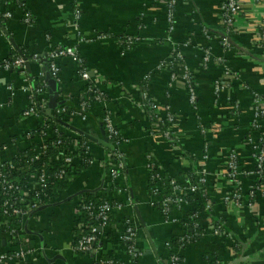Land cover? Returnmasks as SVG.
<instances>
[{
	"label": "crops",
	"instance_id": "0c3cea01",
	"mask_svg": "<svg viewBox=\"0 0 264 264\" xmlns=\"http://www.w3.org/2000/svg\"><path fill=\"white\" fill-rule=\"evenodd\" d=\"M6 2L0 9L10 17L0 23V61L18 56L28 66L21 71L0 69V167L30 147L44 145L53 138L54 129L75 139L72 152L79 149L78 135H88L86 149L91 158L89 166L75 176L69 173L68 188L59 191L46 208L18 221L15 234L0 225V252L13 253L23 243L39 251L34 264H92L102 255L116 264H168L172 255L180 257L178 264H264V181L252 211L223 203L229 190L224 175L231 153L238 156L245 195L259 183L253 155L264 156V117L258 131L250 123L253 97L264 100V42L258 38L264 27V0H241L229 52L220 44L224 33L217 18L222 0H179L171 30L165 5L152 0ZM99 35L104 37L98 39ZM126 37L134 39L130 46ZM60 47L74 48L80 65L71 57L51 59ZM172 49L180 54L179 74L174 72L175 61L170 68L163 67L171 60ZM49 63L56 66V77L49 72ZM183 67L194 79V105L182 80ZM43 68L55 81L54 90ZM82 68L89 73L88 80L82 79ZM218 82L223 89L217 94ZM86 84L97 87L105 98L89 103L81 115L78 110ZM40 86L39 101L45 105L46 116L67 111L63 125L52 127L38 113L23 115ZM144 91L155 113L145 111ZM54 93L57 107L49 111ZM63 103L72 110L58 108ZM166 109L176 117L174 144L157 132ZM106 116L117 138L110 139L105 130ZM104 136L112 150L99 144ZM114 152L120 155L123 168L109 181L106 171ZM197 162L207 173L204 189L213 211L201 219L203 237L172 248V240L181 242L185 236L180 221L190 218V207L186 202L171 203L164 214L155 206L172 195L169 181L188 175ZM80 164L75 157L73 165ZM85 192L115 205L109 228L99 231V250L87 255L76 254L72 248L79 217L76 206ZM7 221L0 217L1 224ZM127 226L136 232V257L127 253L119 239ZM213 227L230 237L214 236Z\"/></svg>",
	"mask_w": 264,
	"mask_h": 264
},
{
	"label": "built area",
	"instance_id": "2783aa9c",
	"mask_svg": "<svg viewBox=\"0 0 264 264\" xmlns=\"http://www.w3.org/2000/svg\"><path fill=\"white\" fill-rule=\"evenodd\" d=\"M75 2L77 0H74ZM156 3H162L165 5V13H166V21L169 26V29L171 30L173 28V18L174 13L177 7V4L179 0H152ZM7 4L6 0H0V8L1 6ZM241 11V0H222L220 6H219V14H218V24L223 29L224 36L220 38V44L224 51L229 52L231 49V45L229 43L230 36L235 33V21L237 17L239 16ZM78 11H76V19H78ZM10 17L9 13L2 12L0 9V20H5ZM260 35L259 40L264 42V27L260 28V31L258 32ZM104 35H99L98 39L103 38ZM126 42L130 46L134 39L130 37H126ZM172 56L170 61H166L167 65L165 66H171L173 64V61L181 60L180 54L175 50L172 49ZM60 57H71L75 59L79 65L80 60L76 56V51L74 48H58L56 49L51 55V59L60 58ZM33 59H37L34 57ZM209 60V54L207 51L204 53L203 62L206 63ZM28 61L25 60L22 57H12L9 60L0 61V69L3 70H9V69H16V70H24L25 65ZM49 72L53 77L57 76V68L53 63H49ZM170 68V67H169ZM229 72V70H227ZM227 72V73H228ZM172 77H174L173 74H171ZM81 77L84 80L89 79V73L85 69H81ZM182 80L186 85L188 96H189V102L194 105L196 104V93H195V83L194 79L192 77L191 72L189 69L183 67V76ZM97 88V87H96ZM92 88L93 93L95 94V100L100 101L103 99L102 91H100L98 88ZM223 87L220 85V83L215 84V92L218 94ZM91 90V88L89 89ZM41 92V89L33 93L32 100L29 104V108L23 113L24 116L33 115L38 113V107L44 108L45 105L42 101L40 103H37L38 99L36 97ZM143 102L145 105V111L153 112L154 105L150 98L148 97V94L144 91L141 93ZM85 108H87L84 104H82L81 108L78 110V114H83L85 111ZM229 108L236 110L235 104L229 106ZM230 109V110H231ZM234 111H231L232 113ZM252 111H253V120L250 123V128L253 130H259L260 128V122L259 120L264 117V100L258 96L255 95L253 97L252 101ZM64 112V110L58 111V115H61ZM155 113V110H154ZM176 117L172 112H170L168 109H166L165 117L162 121L158 122L161 124L162 129L160 130V134L162 135V138L167 142L174 144L175 143V132L173 131L172 126L175 125ZM104 124H105V130L109 136L110 139H113L114 137H118V134L116 130L113 128L111 124V120L108 116L104 118ZM204 131V130H203ZM202 131V132H203ZM43 148H45V145H42ZM74 157H66L63 160V164L65 167L70 166L73 161ZM255 159V172L254 174L258 176L259 183L250 189H248L246 195L242 191L241 183H240V175L241 172L239 171V165H238V156L236 153H231L228 156L227 165H226V173L224 175L225 180L229 184V190L228 193L224 196L223 203L225 205H234V207L237 208H247V210H252L254 203H255V197L257 193H262V188L260 186V181H264V156L260 154H254L253 155ZM78 158V157H77ZM205 160L204 158L202 159ZM109 174L106 175L107 179L109 181H114L116 177L119 174V171L122 170L123 164L120 160V155L118 152L113 153L112 157L109 161ZM4 168H9L11 170L13 166L10 163L4 164L0 167V217L9 220L11 217H16L19 219V222H22L24 218L28 216L32 211L37 210L39 207L43 206L42 202L39 200V195L43 189H45V177L43 170L36 171V173L33 174V176H30L28 179V186L26 188L25 194L26 195H20L19 191L21 190L20 187L12 180L11 174L9 171L4 170ZM191 175H193L196 179V185H190L186 183H180L175 179H171L169 181V186L172 189V195L168 198H165L161 203V210L164 214L168 211V206L171 203L176 204L177 206H180L182 203L185 202L183 195L186 193L194 192L198 187L205 188L207 185V173L204 171V168L202 166L201 162H197L193 168L190 170ZM253 172H250L251 175ZM67 171L65 169H62L58 172L57 176L59 178H62L64 175H67ZM249 174V173H248ZM205 194V189H204ZM29 196H33L32 198L28 199ZM26 197V198H25ZM101 204H99L96 209L94 210V207L91 204H88L86 206L82 207V210L85 212L87 211L89 213L88 219H94V221L99 222L98 230L105 231L110 226V217L112 213L115 210V205L110 203L109 201H106L105 199H100ZM212 205L210 203L205 204L204 212L211 210ZM80 214V212H78ZM198 213L191 214L190 218L192 217H198ZM196 225H194L195 227ZM85 227L88 229V234L82 235L78 240L77 243L73 248V251L76 254H95L99 247L95 246L99 241L100 238L96 236V228L89 225V223L85 224ZM193 227V228H194ZM16 229H13L10 231V235H13L16 233ZM111 232H114V229L112 228ZM212 234L216 237H230L229 233L225 230H221L220 228L213 227L212 228ZM119 239L126 245L127 253L132 256L136 257L138 256V253L135 251V239H136V232L131 226H127L123 234L119 236ZM191 237L185 235L181 239L182 244H188L190 243ZM39 254V251L36 248L33 247H26L23 243H20L17 247V250L13 253H2L0 252V264H34L36 263L37 255ZM96 263L100 264H113L111 259H108L106 261L100 260L98 258ZM180 262V257L177 255H172L170 258V261L168 264H178ZM215 264H222L219 261H215Z\"/></svg>",
	"mask_w": 264,
	"mask_h": 264
},
{
	"label": "trees",
	"instance_id": "16d2710c",
	"mask_svg": "<svg viewBox=\"0 0 264 264\" xmlns=\"http://www.w3.org/2000/svg\"><path fill=\"white\" fill-rule=\"evenodd\" d=\"M2 20H0L1 23ZM179 60H176L174 62V72L179 74L181 73V69L177 67V65H180ZM42 87H38L36 90L38 91ZM91 88V90H89ZM96 88L93 85L86 84V87L84 89V99L83 101L80 102V104H84L86 107L88 106L89 103L95 100V94L93 93V89ZM97 89V88H96ZM40 94L37 95L36 97L38 99L37 103L39 104V96ZM103 98H105L103 96ZM65 107L68 110H72L68 104H60L58 108H63ZM75 111V110H74ZM67 112V111H66ZM65 114L63 115H57L56 112H53L52 117H48L45 114L44 108L38 107V114L43 117L45 121L48 123L53 124L52 127H56L58 125H63L65 123ZM157 132H159L162 127L161 124L158 123L157 126ZM40 129V128H39ZM41 130V129H40ZM39 130V131H40ZM75 139H72L70 136H65L61 134L60 132H56L54 129V136L52 139L49 141L45 142V148L43 146H33L24 151L23 153L19 154L15 159L11 160L9 163L13 166L11 170L9 168H4V170L9 171L11 174L12 180L20 187L19 194L20 195H26L25 191L28 186V178L29 176H33L36 171L43 170L44 172V177H45V189H43L39 195V200L42 202V204H47L53 200H55L57 193L59 191L65 190L68 188L69 183H70V175L73 173V176H75L76 173H78L79 169H85L87 166H89V161L90 156H89V151L86 149V142L89 141L88 137L79 134L78 135V141H79V149L72 152L70 151V145L71 143H74ZM63 152V153H62ZM62 153V154H61ZM115 153V152H114ZM77 156L81 160V164L76 167L73 165V163L65 167L63 164V160L66 157H74ZM85 160V161H84ZM62 169H65L67 174L64 175L62 178H59L57 176L58 172ZM106 171V175L109 174V167ZM180 183H186L190 185H196V179L191 173L188 175H185V177L181 178L178 180ZM33 196H29L28 199L32 198ZM184 200L187 205L190 207V214H195L198 213V217H192L188 218L186 220H181L180 221V226L184 230L185 235L191 237L192 241H197L204 235V230L201 226V219L210 216V212L213 211V207L211 210L204 212L205 209V204H206V195L204 194V188L198 187L194 192L191 193H186L183 195ZM26 198V197H25ZM81 201L77 203L76 206V211L80 212L79 217L77 218V223L81 224L80 227L75 226L74 227V241L72 243V246L74 247L77 243V240L82 236L88 234V229L85 227V224L89 223V225L93 226L96 228V236L101 237L102 233L99 232L98 227H99V222L94 221V219H88L89 213L84 210H82L83 206H86L88 204H91L94 207V210L96 207L101 204V200L99 199V195L94 194V193H82L80 195ZM102 199H104L103 196H101ZM1 204V200H0ZM155 208H158L159 211H161V206L156 205ZM19 221L18 218L16 217H11L6 223H0L3 229L6 231L10 232L12 231L15 226L17 225V222ZM111 221V217H110ZM109 221V222H110ZM194 225H196L194 227ZM194 227V228H193ZM107 236H111V232L106 233ZM16 242V240H15ZM99 246V242L95 245ZM180 246H183L182 243L179 241V239L172 240L171 242V247L172 248H178ZM108 259H111L110 257L102 255L100 260L106 261ZM113 264H116V261H112ZM92 264H100L93 262ZM135 264V263H134Z\"/></svg>",
	"mask_w": 264,
	"mask_h": 264
},
{
	"label": "water",
	"instance_id": "95a60500",
	"mask_svg": "<svg viewBox=\"0 0 264 264\" xmlns=\"http://www.w3.org/2000/svg\"><path fill=\"white\" fill-rule=\"evenodd\" d=\"M26 66H28V65L26 64ZM42 71L45 73V80H46L48 86L51 87V89L54 90V89H55V85H56V84H55V81H54L53 79H51V77H50V75H49V72H47L45 68H43ZM56 97H57V95H56V93H54L53 96L50 98V100H49V102H48V110H49V111H50V110H54V109L57 107V104H56ZM85 136L89 137L88 135H85ZM98 142H99V144H101V145L104 146L105 148H108V149H110V150L113 149L112 144L109 143L108 139H107L105 136H104L101 140H99ZM46 206H47V205L41 206V207H39V208H38L37 210H35V211L42 210V209L46 208ZM35 211H34V212H35Z\"/></svg>",
	"mask_w": 264,
	"mask_h": 264
},
{
	"label": "rangeland",
	"instance_id": "374dc122",
	"mask_svg": "<svg viewBox=\"0 0 264 264\" xmlns=\"http://www.w3.org/2000/svg\"><path fill=\"white\" fill-rule=\"evenodd\" d=\"M257 195V194H256ZM256 198V197H255ZM224 199V198H223ZM235 208H237V207H235ZM237 209H243V207H241V208H237ZM252 211V210H251Z\"/></svg>",
	"mask_w": 264,
	"mask_h": 264
}]
</instances>
